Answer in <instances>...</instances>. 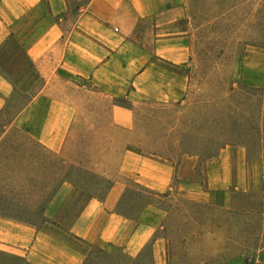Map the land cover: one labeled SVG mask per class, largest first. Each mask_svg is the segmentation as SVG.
<instances>
[{
	"label": "rangeland",
	"instance_id": "374dc122",
	"mask_svg": "<svg viewBox=\"0 0 264 264\" xmlns=\"http://www.w3.org/2000/svg\"><path fill=\"white\" fill-rule=\"evenodd\" d=\"M86 1L71 0V19ZM193 1L198 12L190 61L161 65V77L156 69L152 82L160 93L156 86L132 104L110 100L86 83L54 84L51 95L70 102L73 111L58 154L33 139L31 124H11L43 80L13 42L0 51V66L14 84L0 112V217L41 226L63 183L74 189L62 211L75 213L89 199L103 198L126 150L173 165L193 157L202 186L208 171L225 160L232 167L226 206L189 202L175 192L157 195L128 182L119 211L132 218L147 204L164 211L158 236L168 241L172 262L258 264L264 252V0ZM114 106L130 111L129 123ZM236 167L244 168V184H236ZM208 233L210 241L202 237ZM128 262L121 251L109 256L93 250L84 264ZM0 264L26 263L0 253Z\"/></svg>",
	"mask_w": 264,
	"mask_h": 264
},
{
	"label": "crops",
	"instance_id": "0c3cea01",
	"mask_svg": "<svg viewBox=\"0 0 264 264\" xmlns=\"http://www.w3.org/2000/svg\"><path fill=\"white\" fill-rule=\"evenodd\" d=\"M195 5L193 0H87L71 19V0H0V51L13 42L43 80L42 89L11 124H31L33 139L58 154L69 138L73 111L70 102L51 95L54 84L86 83L110 100L126 98L132 104L156 86L160 93V85L152 82L156 69L161 77L166 75H161V65L183 67L190 61ZM7 76L0 66V112L14 93ZM112 111L129 123V110L114 106ZM112 123L120 121L114 118ZM122 155L103 198L89 199L75 213L62 211L74 189L63 183L41 226L0 217V253L26 264H84L93 250L109 256L121 251L130 260L125 264H212L170 260L168 241L158 236L166 217L160 208L147 204L137 218L119 208L128 182L157 195L175 192L189 202L226 206L231 165L219 162L202 186L195 179L193 157L173 165L129 150ZM235 172L236 184H244V168ZM211 236L202 237L210 241ZM256 263L264 264V252Z\"/></svg>",
	"mask_w": 264,
	"mask_h": 264
}]
</instances>
